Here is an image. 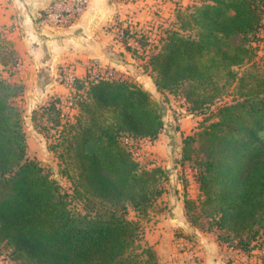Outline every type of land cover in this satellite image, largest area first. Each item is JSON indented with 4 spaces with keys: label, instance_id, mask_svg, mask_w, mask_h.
Masks as SVG:
<instances>
[{
    "label": "trees",
    "instance_id": "1",
    "mask_svg": "<svg viewBox=\"0 0 264 264\" xmlns=\"http://www.w3.org/2000/svg\"><path fill=\"white\" fill-rule=\"evenodd\" d=\"M263 21L264 0H198L181 24H195V36L166 30L143 55L157 91L176 95L183 89L194 117L236 82L237 98L184 138V159L190 160L195 142L205 149L193 174L198 205L184 202L194 225L191 215L199 207L209 219L207 230L217 231L221 243L237 239L245 251L251 240L264 239V70L239 76L235 68L254 58ZM128 36L124 30L123 44L135 53ZM16 61L13 46L0 37V66ZM72 89L77 112L65 148L77 158L75 190L86 199L83 215L70 212L59 183L28 158L21 111L13 102L18 89L0 74V245L20 264H160L151 247L139 244V221L126 215L128 203L146 214L164 191L166 171L140 167L123 139L155 141L165 125L164 104L121 78L75 77ZM57 102L48 109L59 124Z\"/></svg>",
    "mask_w": 264,
    "mask_h": 264
},
{
    "label": "crops",
    "instance_id": "2",
    "mask_svg": "<svg viewBox=\"0 0 264 264\" xmlns=\"http://www.w3.org/2000/svg\"><path fill=\"white\" fill-rule=\"evenodd\" d=\"M53 1L0 0V37L13 46L17 58L8 81L20 84L19 102L24 108L32 111L49 101L65 99L73 90L64 83L68 69L79 79L114 73L115 78L136 82L149 92L156 89L147 57L136 55L141 51L127 50L114 26L151 19L158 9L164 12L170 0H89L79 17L59 28L43 20L44 10ZM164 94L170 100L175 96ZM164 105L163 131L153 142L141 141L143 157L151 161L146 168L157 166L167 173L162 183L164 191L157 201L159 208L145 219L143 245L151 247L162 264H264V255L258 256L261 252L255 250L235 254L228 260V251L217 234L190 221L184 200L190 198L198 204V187L190 170L186 175L189 185L181 186L179 164L172 161L180 157V139L189 134L196 120L187 112L185 102L180 117L169 107L173 100Z\"/></svg>",
    "mask_w": 264,
    "mask_h": 264
},
{
    "label": "rangeland",
    "instance_id": "3",
    "mask_svg": "<svg viewBox=\"0 0 264 264\" xmlns=\"http://www.w3.org/2000/svg\"><path fill=\"white\" fill-rule=\"evenodd\" d=\"M171 4L169 7H166V10L163 12L162 9H158L155 11L154 17L157 16V19L152 17L151 19H143L142 21H136L135 24H130L126 22L121 26H124V30L130 33L128 36V42H131V48L135 49V52H140V54H136L139 57H145L144 54L151 52L154 48H156L159 38L164 36L166 30L171 29H178L180 32H183L186 35L195 36L194 34L197 31V27L195 24L191 27H187L186 29L182 28V23L186 20L187 14L192 10V8L198 5V0H170ZM131 27V29H130ZM259 41L252 44L255 48V56L252 61L245 63L240 67H236L235 71L242 76L245 73H260L264 70V21L262 22V31L258 33ZM1 39H3L1 37ZM140 39V41H139ZM5 40V39H4ZM137 44V45H136ZM142 46V47H141ZM12 67L3 68L0 66V74L6 82L8 81V74ZM114 75V73H113ZM16 85L17 93L16 96L13 97L14 104L19 108L21 111L22 117V126L23 131L26 135L27 141V156L30 159L36 160L42 167H44L49 173L52 178H54L59 185L61 186V190L65 193L67 197L68 208L70 212L74 215H83L86 213L85 209V198L82 196L81 192L75 190L76 188V172H77V158L73 151L67 152L66 150V137H68V129H70L71 123L74 121L75 113L77 112L76 106L74 103V99L72 98V92L63 100L57 99V103L60 106V113H61V123H56L59 119L55 113H50V104L52 101H49L43 105L37 106L33 108L32 111H28L26 108L23 107V104L19 102V96L21 95V86L20 84H12ZM236 82L232 83L228 86L225 92L219 96L215 100V102L208 106V108L204 111V114L196 115L195 122L193 128L189 131V136H193L196 132H198L202 127L209 124L212 120H215V114L217 109L224 105L232 102L237 98V91H236ZM183 89H180L178 94L170 98L164 94L159 93L156 89H153L151 95L153 98L158 102V104H169L173 100V105H169V107L174 110V112L180 117L181 113L180 109L184 108V101L182 98L179 97ZM56 100H53L55 102ZM183 101V102H182ZM165 106V105H164ZM174 106V107H173ZM49 108V109H48ZM175 108V109H173ZM187 108V105H186ZM198 114V113H197ZM178 116L174 118L177 120ZM163 118L166 120L165 110L163 113ZM203 118H209V120L203 122ZM70 124V125H69ZM67 125V126H66ZM64 127L65 130H62ZM187 135V136H188ZM181 138V137H180ZM185 138V137H184ZM184 138L180 139L181 141V150H178L180 157L172 161V164H179L177 166L178 172L177 176L180 180V185L188 186L186 175H189V170L194 174L195 167V159L196 158H204L205 149L200 143H193L190 150V160H186L183 158V145H184ZM141 153L138 157V161L140 167L146 168L151 161L147 159V157H143V145H140ZM176 151V150H175ZM177 156V155H176ZM143 157V158H142ZM171 166V169L173 168ZM184 166L186 167V171L184 170ZM188 172V173H185ZM167 176V173H166ZM194 178V177H193ZM167 179V177H166ZM165 179V180H166ZM195 179V178H194ZM163 180L162 183L165 181ZM196 182V181H195ZM161 183V187L164 189ZM197 184V183H196ZM198 187V186H197ZM186 195V191H184ZM199 196V195H198ZM159 197H157L151 206L148 207L146 214L138 213L134 210L131 204H127V219L133 221H139L141 233L143 234L142 228H144V223L146 222L145 219H148L150 215L155 213L159 208V202H157ZM198 201V200H197ZM196 205L197 202H196ZM135 219H131L134 218ZM196 219L197 227L206 228L208 226L209 219H207L203 213H201L200 208L196 207L191 215V220ZM211 231V230H210ZM214 233L218 234L217 231H213ZM222 234H225L222 231ZM224 236V235H223ZM264 237V236H263ZM235 239V238H234ZM264 239L258 238L255 240L250 241V248L248 251H260L262 256L264 255V251L262 250V243ZM139 244L143 245L142 237L139 239ZM226 251L230 246H233L234 249H241L237 244V239L230 242H222ZM252 248V249H251ZM242 251H245L241 249ZM247 252V251H245ZM9 251L3 245H0V264H20L19 262H14L8 259ZM258 254V253H255ZM227 258V257H226ZM159 262V259L157 257ZM230 260V259H228ZM160 263V262H159ZM162 264V263H160Z\"/></svg>",
    "mask_w": 264,
    "mask_h": 264
},
{
    "label": "built area",
    "instance_id": "4",
    "mask_svg": "<svg viewBox=\"0 0 264 264\" xmlns=\"http://www.w3.org/2000/svg\"><path fill=\"white\" fill-rule=\"evenodd\" d=\"M89 4V0H54L47 8L44 10L43 20L45 23L51 27L59 28L65 25L70 24L73 20L79 17L87 8ZM124 26L116 25L114 29L121 39L124 37ZM131 29V27H130ZM131 45V42H128ZM137 45V44H136ZM105 78H115V76L111 73L109 75L101 76ZM75 79V74L72 69H68L65 77L64 83L71 87L73 86ZM185 102V100H184ZM186 103V102H185ZM187 104V103H186ZM123 142L127 145V147L131 150L132 155L138 159L141 153V141L134 142L132 139L124 138ZM245 253L241 249H234L233 246L228 248V254H226L227 259H233L235 254Z\"/></svg>",
    "mask_w": 264,
    "mask_h": 264
}]
</instances>
